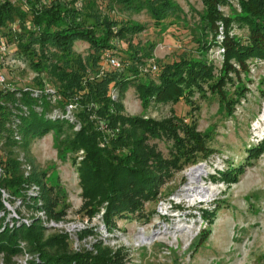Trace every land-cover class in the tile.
<instances>
[{"label":"trees","instance_id":"trees-1","mask_svg":"<svg viewBox=\"0 0 264 264\" xmlns=\"http://www.w3.org/2000/svg\"><path fill=\"white\" fill-rule=\"evenodd\" d=\"M21 1L25 9L22 3L15 6L7 0L0 1V38L7 48L13 47L9 51L12 57L36 77L30 85L0 87L2 146L10 149L20 141L27 145L33 138L52 131V145L60 160L65 161L67 153L82 151L78 162L76 156L71 157L77 163L81 216L91 219L103 211L101 219L109 232H113L119 220L148 217L146 204L158 200L162 187L174 174L208 158L214 150L208 146L209 132L198 130L191 117L187 121L173 113L161 119L126 114L124 92L133 87L144 109L151 103L186 98L192 89L201 91L206 83L222 111L231 114L236 100L224 88L228 74L236 73L231 62H236L245 72L248 59H264V0H200L202 12L198 21L188 26L190 43L198 57L171 63L156 62L152 54L154 44H133V36L144 27L99 15L96 0L84 1V10L75 7V1ZM114 1L121 9L145 10L153 25L161 30L172 24L174 18L179 20L182 14L172 0ZM234 5L238 13L224 17L219 12ZM26 21L29 26L25 25ZM234 24L247 27V41L224 36L222 70L218 78H212V67L204 58L215 44L219 30L227 33ZM76 42L88 45L85 57L74 52ZM118 44L125 45V49H119ZM106 52L119 53L123 58L122 68L99 75ZM151 60L157 67L156 73H144ZM47 79L53 82L52 88L60 96L54 106L63 110L67 103L77 102L79 109L75 116L80 125L77 131L72 130L73 123L67 119L47 116L53 104L46 93L32 95L33 88L42 89ZM113 89L117 100L110 96ZM15 132L19 140L14 138ZM158 141L168 143L166 154L158 148ZM262 149L264 136L248 153L256 155ZM20 165L19 159L8 154L0 188L21 196L27 207L44 210L48 219L58 221L66 216L70 205L63 186L45 182V172H31L26 178ZM240 171L241 167L229 165L220 176L233 182ZM30 182L40 186L41 206L37 207L36 198L28 202L23 198L25 184ZM2 223L0 218V227ZM94 234L92 227L77 232L79 239ZM69 240L64 233H47L40 220H33L29 225L5 227L0 231V252L9 263L13 255L21 252L20 242H24L27 250L37 256L33 264H126L128 261V250L121 245H110L109 238L108 243L96 240L89 249L79 251L72 250Z\"/></svg>","mask_w":264,"mask_h":264},{"label":"rangeland","instance_id":"rangeland-1","mask_svg":"<svg viewBox=\"0 0 264 264\" xmlns=\"http://www.w3.org/2000/svg\"><path fill=\"white\" fill-rule=\"evenodd\" d=\"M7 1L15 6L22 3L25 9L21 0ZM66 1H75V7L84 10V1L90 0ZM172 1L182 10V14L179 15V20L174 18L172 24L165 25L162 30L153 25L145 10L133 12L121 9L114 0H96L95 8L101 16H109L115 21L137 23L144 27L133 36L132 42L134 45L154 44L152 54L158 63L190 59L191 56L197 58L193 44L190 43L188 26L192 27L197 23L202 4L200 0ZM229 8L219 12L224 17L239 12L236 5ZM25 25L29 26V22L26 21ZM224 33L219 30L215 44L211 45L204 58L212 67V78H218L222 70L224 36L233 37L243 43L248 37L247 27L237 24ZM118 48L125 49V45L118 44ZM11 49L13 47H9L8 51ZM73 50L85 57L88 45L76 42ZM117 54L115 57L123 63V58ZM231 64L236 73L228 74L229 80L224 87L228 95L236 100L231 114L222 111L217 97L211 95L206 83H203L201 91L192 89L186 96L190 103L185 101L186 98L176 102L171 99L167 102L151 103L144 109L133 87H128L124 92L122 102L126 114H144L161 119L173 113L187 121L191 117L196 121L198 130L209 132L211 139L208 146L214 150L208 158L174 174L162 187L158 200L146 204L148 217L119 220L113 232L99 224L102 222L94 221L97 240L105 241L109 238L112 241L109 242L110 245H121L128 250L126 264H264V149L256 155L250 156L248 153L249 149L256 148L264 136V59H248L245 72L236 62L232 61ZM101 68L99 75L112 70L104 61ZM35 77L21 61L12 57V53L0 54V78L4 79L5 84L19 87L30 85ZM47 83L54 87L49 79L46 80ZM111 91L114 94V98H111L117 100L116 91ZM70 103L74 106L75 116L79 106L77 102ZM79 127V123L75 122L72 130L77 131ZM1 140L2 168L5 158L12 154L17 159H24L31 166V172H45V182L52 185L58 183L65 189L66 202L70 205L68 218L80 217L77 163H73L71 157L76 156L78 162L82 156L81 150L77 154L67 153L65 161L60 160L52 145V131L33 138L27 145L20 141L10 149L2 146ZM167 145L166 141L157 143L164 154L167 153ZM229 165L241 167L233 182H227L220 176V172ZM20 168L24 173L22 164ZM198 168L204 173L195 183L191 181L189 174ZM3 176L4 170L0 181ZM200 187L207 189L208 194L196 195L193 189L198 191ZM5 193L7 206L3 204L0 212L5 208L3 216L7 217L13 211L19 212L15 198L21 196H14L10 191ZM141 236L148 239L141 242ZM0 264H15L14 255L9 263L5 261L4 254L0 255Z\"/></svg>","mask_w":264,"mask_h":264},{"label":"built area","instance_id":"built-area-1","mask_svg":"<svg viewBox=\"0 0 264 264\" xmlns=\"http://www.w3.org/2000/svg\"><path fill=\"white\" fill-rule=\"evenodd\" d=\"M7 52H9L8 48L5 45V42L0 38V54ZM104 63L107 66H109L112 70H121L122 68V63L120 62V60H118L115 57V54L112 52L105 53ZM156 71H157V67L153 62H150L149 65L143 69L144 73H149V74H155ZM0 87L4 89L11 87V85L5 84L4 79L0 78ZM42 92L47 94L46 97H48L50 102L53 104V108L51 112L46 113L48 117L52 119L64 118L67 119L69 122L72 123L76 122L73 111L74 106L72 103L66 104L63 110H60L57 106H54L56 101L60 99L58 93L51 86L45 83L42 89L33 88L32 95L38 96L42 94ZM110 96L114 98V94L112 93V91L110 92ZM38 109L41 110V108ZM14 138L16 140L20 139L19 135L16 132L14 133ZM19 160L22 164V169L24 170L23 175L26 178H28L31 174V166L25 163L24 159L20 158ZM199 162L200 161H198L197 163ZM2 172H3V168L1 167V163H0V175ZM24 190H25V196L23 198H25L27 202L29 201L30 198L33 197L36 198L35 203L37 204V207L42 205V200L38 197L40 195V186L37 183L35 182L26 183ZM5 192L6 191L4 189L0 188L1 202L4 204V206H7V202L5 200L7 194ZM15 200H17L16 202L19 207V212L13 211V214H9V216L4 217L3 214L5 208H3V210L0 212V218L3 219V223L2 226L0 227V231H2L5 227L13 228L16 226H20L22 224L29 225L33 220H40L41 224L45 227L47 233L67 234L70 239L69 241L71 244V248L74 251H79L82 248L89 249L90 245L97 240V232H96V228H94L95 226L93 225V223L94 221L102 222L101 216L103 211H101L99 214H97L95 217H92L91 219H89L87 216H81V215L78 218L70 219L66 215L62 219L55 221L52 219H48L44 210L40 208H36V209L29 208L26 205H24L22 203V197L15 198ZM31 203L33 204V202ZM99 224L104 226L103 222ZM91 227L95 231L94 235H88L82 239L78 238L77 232ZM98 235L100 236V234ZM101 241L105 243L107 239L105 241L104 240ZM20 247H21V252L19 254L14 255L15 264H33L32 262L37 260V256L27 250L24 242H20ZM0 255H3V253L0 252Z\"/></svg>","mask_w":264,"mask_h":264},{"label":"bare ground","instance_id":"bare-ground-1","mask_svg":"<svg viewBox=\"0 0 264 264\" xmlns=\"http://www.w3.org/2000/svg\"><path fill=\"white\" fill-rule=\"evenodd\" d=\"M204 173V171H202V169L201 168H198V169H195V170H193V171H191V173L189 174V177H190V179H191V181H193V182H197V179L198 178H202V174ZM199 190L198 191H194V189H193V192L196 194V195H199V196H205L206 194H208V190L207 189H205V188H198ZM210 192V191H209ZM140 241L141 242H144V241H146L148 238H145V237H143V236H141L140 238Z\"/></svg>","mask_w":264,"mask_h":264}]
</instances>
